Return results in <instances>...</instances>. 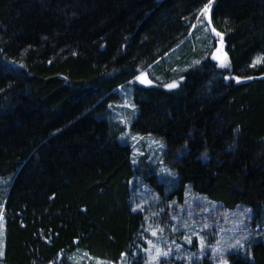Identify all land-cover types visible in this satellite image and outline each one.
<instances>
[{
  "label": "trees",
  "instance_id": "trees-1",
  "mask_svg": "<svg viewBox=\"0 0 264 264\" xmlns=\"http://www.w3.org/2000/svg\"><path fill=\"white\" fill-rule=\"evenodd\" d=\"M205 15L228 71L194 55L200 66L157 80ZM129 86L130 132L162 141L181 194L264 226V0H0V264H146L149 212L132 210V150L109 120ZM228 260L264 264V243Z\"/></svg>",
  "mask_w": 264,
  "mask_h": 264
},
{
  "label": "rangeland",
  "instance_id": "rangeland-1",
  "mask_svg": "<svg viewBox=\"0 0 264 264\" xmlns=\"http://www.w3.org/2000/svg\"><path fill=\"white\" fill-rule=\"evenodd\" d=\"M205 17L200 20L194 38L155 70L153 76L157 80L165 78V75L160 76L162 71L170 70L171 76L180 77L207 59L214 62L218 69L228 71L230 60L222 38L209 29ZM194 55L202 56L204 60L200 61ZM261 60L262 56L258 55L253 64L258 65ZM119 95L118 103L109 107L113 111L109 120L123 129L119 141L132 150L131 162L136 171L130 182L132 210L149 212L145 220L146 235L141 237L145 244L142 253L146 264H172L171 260L199 264L207 255L214 264H220L222 256L229 264L231 255L244 254L249 246L264 243V226L253 220L249 207L240 206L222 213L218 212L217 203L190 189L185 188L181 194L178 175L164 163L165 146L162 141L130 132L137 116L133 87L124 88ZM144 177L155 181L145 180ZM7 184L8 181H0V195ZM214 234V241L210 244L209 239ZM237 240L244 243L247 250L233 248ZM156 249L169 254L157 257ZM71 260L73 264H109L100 260L91 261L81 252L73 255ZM120 264H127L126 258Z\"/></svg>",
  "mask_w": 264,
  "mask_h": 264
},
{
  "label": "snow or ice",
  "instance_id": "snow-or-ice-1",
  "mask_svg": "<svg viewBox=\"0 0 264 264\" xmlns=\"http://www.w3.org/2000/svg\"><path fill=\"white\" fill-rule=\"evenodd\" d=\"M208 7L209 6H206V8L204 9V12L207 13L208 11ZM212 31L215 33V35L217 36H220L221 34L219 32H216V30L213 28ZM215 58V57H214ZM221 66L223 67L224 65L221 64ZM138 79H140V77H137ZM227 78V77H226ZM239 82V81H238ZM141 83H145L144 80H141ZM167 87L169 88H175L177 87V84L175 82H173L172 84L170 85H167ZM203 158L207 159V153L205 152L204 153V156ZM250 211V210H248ZM156 233H153V235H155ZM245 240H247V237H244ZM201 244H203V242L201 241ZM233 248H237V249H245L247 250V247L244 243H242L240 240H237L236 241V244L232 246ZM168 252H162L160 249H156V256L157 257H160V256H164V257H167L168 256ZM220 264H228V261H227V258L226 257H221V260H220Z\"/></svg>",
  "mask_w": 264,
  "mask_h": 264
},
{
  "label": "water",
  "instance_id": "water-1",
  "mask_svg": "<svg viewBox=\"0 0 264 264\" xmlns=\"http://www.w3.org/2000/svg\"><path fill=\"white\" fill-rule=\"evenodd\" d=\"M147 70H148V69H147ZM147 70H146V71H147ZM138 76H139V75H138ZM138 76H136L135 78H137ZM135 78H134V79H135Z\"/></svg>",
  "mask_w": 264,
  "mask_h": 264
}]
</instances>
